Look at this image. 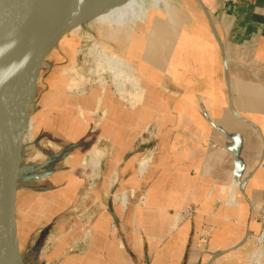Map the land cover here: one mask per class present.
I'll list each match as a JSON object with an SVG mask.
<instances>
[{"label": "crops", "instance_id": "0c3cea01", "mask_svg": "<svg viewBox=\"0 0 264 264\" xmlns=\"http://www.w3.org/2000/svg\"><path fill=\"white\" fill-rule=\"evenodd\" d=\"M130 33L117 55L136 71L140 102L119 98L111 83L53 91L37 104L34 144L63 145L69 168L50 169L48 155L21 171V243L34 222L45 225L35 253L56 231L75 230L65 210L84 160L91 228L57 255L84 248L80 264H258L250 250L263 230L264 0H169ZM123 194L125 206L115 200Z\"/></svg>", "mask_w": 264, "mask_h": 264}, {"label": "water", "instance_id": "95a60500", "mask_svg": "<svg viewBox=\"0 0 264 264\" xmlns=\"http://www.w3.org/2000/svg\"><path fill=\"white\" fill-rule=\"evenodd\" d=\"M58 1L62 12L49 29L44 18L61 9ZM128 1L0 0V264H24L18 184L43 65L65 37Z\"/></svg>", "mask_w": 264, "mask_h": 264}, {"label": "rangeland", "instance_id": "374dc122", "mask_svg": "<svg viewBox=\"0 0 264 264\" xmlns=\"http://www.w3.org/2000/svg\"><path fill=\"white\" fill-rule=\"evenodd\" d=\"M166 1L169 0H130L125 6L114 9L109 14L98 18L94 22L84 25L82 28L65 37L58 44L56 49L45 61L41 71L37 92L39 95L38 98H36L30 113L33 128L30 133L26 135L24 141L26 144V158L21 165V171H24L27 165L32 167L43 165L48 155L51 157V160L55 162L53 163L54 165H50V169L55 168L56 170H60L63 169L64 166L69 168L68 165L63 162V157H59L60 153L65 154L67 152L63 145H55L54 143L49 144L47 142L42 144L39 143L37 145L34 144L36 139L34 116L36 114L37 104L42 101V99H44L46 93H51L53 91L66 93L67 90H71L74 92L79 88L80 85L85 89H95L98 86L109 87L108 85L111 84L110 75H108V73H104L101 76L100 72H96V63L94 64L93 57L88 55L89 50L91 47L93 48L98 46V50H105L108 52V54L118 57L117 53H119V49L122 50V48H127L133 43V35L131 33L128 34L130 26L138 21H141L153 8L165 6ZM124 41H127L128 44L126 45ZM90 62L93 63L91 64ZM135 75L139 83L136 71ZM143 138L148 139L149 134L146 133ZM60 141L61 140L58 139L54 140V142ZM151 148V145L146 144V146H143L140 151L144 152V150H146L147 152L151 150ZM59 149H62V151L57 153ZM87 162L88 161H85L84 163V160H82V162L77 165L78 167L76 166L78 190L76 194L71 193L70 195H73L74 197L76 196L77 198L75 202L70 201L68 206H66L67 209L65 210H71L70 216L68 217L71 218V225L76 226L75 230L72 229L70 231V229H67L68 231H66V233H63V231H56L51 240L46 244V247H44L42 251L35 253V248L33 247L35 245L36 239L39 236V233L42 232L45 225L42 223L39 224V222H34L33 225L27 227L29 234L24 236V239L21 243L22 260L24 264H80L83 262L86 251L84 248H79L78 251L75 250L76 253H74L72 248H70L69 253L64 252L60 255H57V253H60L59 251L62 250V245L65 242L64 240H68V237L74 235L73 233L82 232V234L85 236L88 235V232L91 228V224L88 225L89 219L85 221L86 213L89 214L91 212L90 206L88 204L91 196L86 192L90 191V188L94 183L88 179L89 170L87 168L84 169L81 167L82 164L86 165ZM21 191V197L22 200H24L28 193L23 189ZM117 195L120 194H116V196ZM141 198L142 197L139 199ZM185 214L191 217L192 215H197V211L195 209H189L185 211ZM263 217L264 211H262L260 214V220L263 226L262 233L259 235L257 240L253 242L252 250H250V254H254V257L260 253L258 256V264H264ZM83 220L85 222H83ZM108 222L109 226H113L111 218L108 219ZM202 234L203 238H205V232ZM29 247L31 250L30 253H28ZM44 255L48 257V259H46ZM246 258H248V256H246ZM246 258L240 260L239 263L245 261Z\"/></svg>", "mask_w": 264, "mask_h": 264}, {"label": "bare ground", "instance_id": "6f19581e", "mask_svg": "<svg viewBox=\"0 0 264 264\" xmlns=\"http://www.w3.org/2000/svg\"><path fill=\"white\" fill-rule=\"evenodd\" d=\"M85 1L92 3V2H95L97 0H85ZM58 4L61 5V6H59V7H61V9H59V10L58 9L48 10L47 16H45V18H44L43 23L49 29L53 28V26L58 21L60 14L62 12V7L64 4L62 1H60ZM97 47L98 46L93 47V48L91 47V49L88 52V55L93 57L94 64L96 63V67L94 65V67L96 68V72L97 73L100 72L101 76L104 73H108V75H110L111 83H112L113 88H114V93H116V95L119 98L125 100L126 98L128 99V97L130 96L129 99L132 97L130 102L131 101L134 103L140 102V100L142 99L143 89L140 87V85L136 79L137 77L135 75L134 68L125 60H123L119 57H116L114 55L108 54V52H106L105 50H102V49L98 50ZM99 48H100V46H99ZM90 70H94V69H90ZM100 157H99V160H100ZM88 160H89V158H88ZM91 161L90 162L92 163V166H96V164L98 163L97 160L93 161L91 159ZM99 163H100V161H99ZM147 163H148V160H143L140 162L139 170L141 173L146 168ZM126 199H127L126 194H123V195L117 197V199H115V200L120 201L121 204L123 203L125 206ZM15 264H20V263L16 261Z\"/></svg>", "mask_w": 264, "mask_h": 264}, {"label": "built area", "instance_id": "2783aa9c", "mask_svg": "<svg viewBox=\"0 0 264 264\" xmlns=\"http://www.w3.org/2000/svg\"><path fill=\"white\" fill-rule=\"evenodd\" d=\"M28 133H30V127H29V130H28L27 134H28ZM263 219H264V217H263Z\"/></svg>", "mask_w": 264, "mask_h": 264}]
</instances>
